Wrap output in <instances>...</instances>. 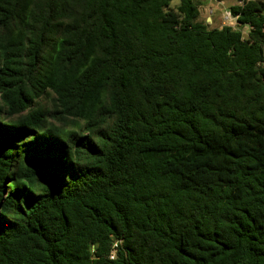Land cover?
<instances>
[{
    "label": "trees",
    "instance_id": "16d2710c",
    "mask_svg": "<svg viewBox=\"0 0 264 264\" xmlns=\"http://www.w3.org/2000/svg\"><path fill=\"white\" fill-rule=\"evenodd\" d=\"M171 1L0 0V264H264V0Z\"/></svg>",
    "mask_w": 264,
    "mask_h": 264
},
{
    "label": "rangeland",
    "instance_id": "374dc122",
    "mask_svg": "<svg viewBox=\"0 0 264 264\" xmlns=\"http://www.w3.org/2000/svg\"><path fill=\"white\" fill-rule=\"evenodd\" d=\"M236 0H199V10L201 12V17L211 16L214 20L213 26L223 25L222 13L229 9V6L235 4ZM179 3V0H172L171 5L175 6ZM207 21V18H206ZM207 22H210L208 20ZM243 31H247V27L243 28Z\"/></svg>",
    "mask_w": 264,
    "mask_h": 264
},
{
    "label": "built area",
    "instance_id": "2783aa9c",
    "mask_svg": "<svg viewBox=\"0 0 264 264\" xmlns=\"http://www.w3.org/2000/svg\"><path fill=\"white\" fill-rule=\"evenodd\" d=\"M222 19H223V23L224 24H228V25H231V26L235 25V17L232 16L231 13L228 10H225L222 13ZM111 257H112V255H111Z\"/></svg>",
    "mask_w": 264,
    "mask_h": 264
},
{
    "label": "water",
    "instance_id": "95a60500",
    "mask_svg": "<svg viewBox=\"0 0 264 264\" xmlns=\"http://www.w3.org/2000/svg\"><path fill=\"white\" fill-rule=\"evenodd\" d=\"M208 20H211L210 17H207V21H208Z\"/></svg>",
    "mask_w": 264,
    "mask_h": 264
}]
</instances>
